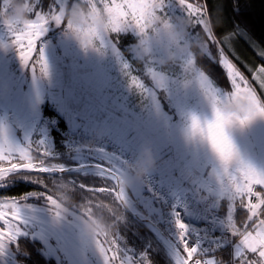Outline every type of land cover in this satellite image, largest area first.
Wrapping results in <instances>:
<instances>
[{"label": "snow or ice", "instance_id": "6c2138e0", "mask_svg": "<svg viewBox=\"0 0 264 264\" xmlns=\"http://www.w3.org/2000/svg\"><path fill=\"white\" fill-rule=\"evenodd\" d=\"M189 20L200 25L207 33V39L215 41L213 26L210 19H205L206 5H197L188 0H179ZM12 0H4V22L13 36L20 59L24 65L31 66L36 73V64L40 65L41 76L49 73L48 62L40 47L42 37L51 23L65 26L81 41L85 48L95 46L103 33L116 34L125 29L134 28L145 37L142 40V51L139 55L149 53L151 40L166 47L171 59L184 58V70L196 80L211 105L210 116H200L193 113L189 118L187 136L203 144L211 155L219 162V169L214 170L226 193L235 203L246 210L247 221L242 225L230 223L233 236L238 237L239 247L236 264H264V171L258 170L251 163L246 162L240 155L229 130L235 126L245 127L257 117H264V100L257 94V90L249 82L248 77L225 54L221 48L220 63L227 73L231 90H219L208 75L198 71L196 65L197 52L190 44L185 43L184 31L176 26L166 11L167 0H60L51 11L45 13L34 9L30 0H26L25 7L29 10V19L24 24L12 19H6ZM83 5V6H82ZM79 15L83 21L80 25H73L70 16ZM105 23H99L101 17ZM199 48L207 51L206 42L199 44ZM35 54V59H33ZM32 61L30 64L29 62ZM129 75L130 66L123 65ZM151 79L159 86L164 87L165 77L155 68L148 69ZM264 89V66L258 68L253 77ZM132 83L148 94L151 107L157 116L164 114L161 100L156 92L139 81L137 76H131ZM246 95L248 100L247 114L243 118L233 117L221 111L219 105L232 96ZM166 101V100H165ZM148 105L146 106V108ZM92 141L111 136L103 125H97L92 130ZM123 139V137H121ZM126 155L107 150L104 146L88 147L99 157L94 158L92 167L96 175L101 178L100 185H80L86 192L103 195L113 203L122 206L129 204V193L126 189L145 182L156 170L153 166L158 160V153L154 141L142 133H137L131 141H124ZM35 145V147H33ZM41 149H43L41 151ZM35 153V155H34ZM53 153L44 140L33 142L28 140L26 145L12 142L6 129L0 127V186L13 173L29 172L35 174L63 173L64 165L53 162ZM84 167V165H81ZM147 169V175L141 179L139 172ZM36 182L42 183L40 179ZM68 184H60L61 189ZM32 195H40L33 193ZM56 223L69 222L79 229L80 239L86 242L91 238L104 259V264H135V258L125 255L121 250L117 225L124 219V214L118 213L116 208L109 204H96L94 207L110 214L112 223L106 225L103 218H93L92 208H86L84 215H77L75 221H67L69 208L62 203L63 198H54L45 194ZM92 201L89 200V204ZM177 215H179L177 213ZM25 221L21 215V208L15 197L0 199V250L6 245L16 242L20 236L26 235L22 225ZM180 230V240L183 242L184 257L179 264H216L212 258L202 259L198 256V246H190L186 239L188 226L177 219ZM106 228L113 229L112 236ZM89 233H92L89 235ZM103 237L101 240L99 237ZM107 245V247H105ZM251 254V256L249 255ZM256 257L255 259L251 258Z\"/></svg>", "mask_w": 264, "mask_h": 264}, {"label": "rangeland", "instance_id": "374dc122", "mask_svg": "<svg viewBox=\"0 0 264 264\" xmlns=\"http://www.w3.org/2000/svg\"><path fill=\"white\" fill-rule=\"evenodd\" d=\"M166 11L173 23L184 31L186 44L206 42L207 51H203L212 55L209 43L201 34V30H205L189 20L179 0H167ZM58 28V33L53 31L42 46L48 62L47 76H41L39 64H36L34 74L31 66L26 67L23 62L13 63L9 54L17 55L18 50L14 52L15 43H0V127L6 129L12 142L26 145L29 139L34 140L35 132L39 130L42 140L53 152L51 140L41 127V119L48 114L61 118L63 123L68 122V127L84 126L91 131L97 125L105 126L109 134L113 133L110 141L120 149V153L112 147L107 150L121 155L127 154L124 141L130 142L139 132L154 141L158 153L154 167L175 190H201L217 200L231 199L214 172L219 169V162L203 144L188 139L190 116L193 113L210 116L211 105L199 83L185 72L183 57L171 59L167 48L154 39L151 40L150 52L139 55L145 37L134 28L119 32L137 37L128 55L119 49L111 33H103L95 46L85 48L65 26ZM241 37L226 35L223 38V54L248 77L264 100V89L253 78L261 65L254 64L249 58L252 52L255 59L264 58V50L255 40L247 43L245 48ZM136 60L143 63L141 67L134 64ZM124 64L130 66L129 75ZM195 66L201 71L197 64ZM149 68H155L165 77L162 89L151 79ZM131 76H137L146 87L156 92L164 107L163 115L155 114L148 94L132 83ZM211 81L219 90L227 91ZM45 107L55 113L47 114L43 111ZM229 134L241 157L264 171V117H257L245 127L235 126ZM85 152L99 157L98 153L83 147L73 155V159L83 164L87 160ZM129 191L149 217L162 223L167 212L146 195L143 183L130 187ZM81 245L93 251L92 264H104L90 237L86 242L81 241ZM238 247L237 242L236 254ZM84 260L87 264V256ZM113 264H119V261H113Z\"/></svg>", "mask_w": 264, "mask_h": 264}, {"label": "trees", "instance_id": "16d2710c", "mask_svg": "<svg viewBox=\"0 0 264 264\" xmlns=\"http://www.w3.org/2000/svg\"><path fill=\"white\" fill-rule=\"evenodd\" d=\"M188 2L197 5H206V13L208 15V19L212 21L213 35L216 38L215 41L208 40L207 33L201 30L204 40L209 43L208 46L212 55H209L200 49L197 43H192L191 47L197 52L195 58L196 64L201 71L205 72L216 84L226 90H231L226 70L220 63L223 38L226 35H240L242 36L241 38L244 39L243 43L245 44V48L248 46L247 43H251V41L255 40L264 50V0H188ZM55 4L56 0H47L48 10L51 11V7L55 6ZM62 26L63 25L60 27ZM113 38L119 49L124 52L125 55L129 54L130 46L137 41V37L131 33L113 34ZM250 54L249 58L254 64L264 66V58L255 59L256 56L254 52ZM134 64L141 67L143 63L136 60L134 61ZM250 74L252 73L250 72ZM141 76L143 77V75ZM43 111L51 114L55 113L54 110L48 107H45ZM65 124H68V122H65ZM51 144L53 145L54 151L63 148L59 147V145L54 141H51ZM62 150L68 151L65 148ZM79 152L80 149L73 150L70 151V155L65 154L62 157H59L60 159L69 162V164L62 162L58 163L64 166L72 164L75 165L77 161L74 159L71 161L69 156L78 154ZM84 155H86L87 159H91L92 161L94 158H98V156L92 154L91 152H85ZM58 176H61L64 179L65 184L74 183L78 185L79 188L76 192L79 196H73V199L86 201L91 200L93 207L96 204H109L118 210L117 214H124V219L117 225L118 237L121 247L127 249L126 255H131L135 258V264H176L164 247L163 243L143 222L135 219L125 208L123 209L122 206L113 203L110 199L105 198L103 195L91 194L80 188L81 184L89 186L100 185L101 178L96 175V171H80ZM70 177L75 178L70 180ZM54 182L58 181L54 180ZM94 211V218L102 217L106 225H110L112 223L110 214L106 209L101 211L100 209L94 207ZM220 211L227 215L230 213L239 225H242L247 221L246 210H244L239 203L236 204L232 199H221ZM157 224L164 232H166L164 224L160 222H157ZM106 230L109 233V238H111L113 229L106 228ZM238 239L236 243L238 242ZM175 245L181 252L183 251L176 243ZM210 255H216V260L219 264H236V257L238 256V253L236 254L234 245L216 250ZM249 255L251 256V254ZM251 258L255 259L256 257L252 256Z\"/></svg>", "mask_w": 264, "mask_h": 264}, {"label": "flooded vegetation", "instance_id": "af4514ba", "mask_svg": "<svg viewBox=\"0 0 264 264\" xmlns=\"http://www.w3.org/2000/svg\"><path fill=\"white\" fill-rule=\"evenodd\" d=\"M30 2L34 9L45 13L49 12L47 0H30ZM59 2L60 0H56V4ZM73 2L74 0H72ZM10 11L11 9H9ZM3 12L4 0H0V43H14L12 33L4 22ZM58 27L55 23H51L48 26V30L40 42L41 48L44 46L43 42L47 40L48 36L52 35L53 31H55V34L58 33ZM14 50V52L18 50L16 45H14ZM9 56L13 63L22 62L19 53L16 56H13V53H11ZM33 59H35V54ZM29 63L31 64L32 61ZM39 140H42V136L40 131L37 130L33 142ZM63 151L62 149H57L52 152L53 162L69 164L66 160L59 158L65 154L70 155V151ZM69 158L73 161V155L69 156ZM92 162L91 159H87L83 164ZM75 165H80V163L77 162ZM75 165L72 164L71 166ZM64 174L51 175L18 172L11 174L3 182V185L0 186V199L3 197L17 198V203L21 208L22 218L25 221L22 227L27 233L26 235L20 236L16 242L11 245H6L4 249L0 250V264H86L84 260L85 256H87V264H92L93 251L89 247L85 248L81 245L79 229L69 222L56 223L52 215L51 205L48 203L45 195L51 194L54 198H63L62 203L69 208L67 221H75V217L77 215H84L88 207L92 208L94 218L95 211L92 203L89 204V201L86 200L73 199V196H79L76 192L79 188L78 185L67 183L68 186L66 188L61 189L59 187L60 184H65V182L58 175ZM37 178L43 182H36ZM74 178L70 177L69 179ZM54 180L58 182H54ZM33 193H39L40 195H32ZM151 219L157 223L155 219ZM100 239L103 240V237L101 236ZM121 250L125 254L127 253L126 248L121 247Z\"/></svg>", "mask_w": 264, "mask_h": 264}, {"label": "built area", "instance_id": "2783aa9c", "mask_svg": "<svg viewBox=\"0 0 264 264\" xmlns=\"http://www.w3.org/2000/svg\"><path fill=\"white\" fill-rule=\"evenodd\" d=\"M41 127L46 130V132L43 130L46 137L68 151L87 146H104L112 147L117 153H120V149H117L114 142L110 141L112 134L109 137L92 141V132L86 127L78 125L68 127L61 118L55 115L44 116L41 119ZM143 185L146 195L157 202L161 210L167 212L161 222L164 224L168 236L182 250L183 242L180 240L177 219L182 220L188 226L186 239L190 246H198V256L202 259L212 258L216 264H219L216 255L210 254L235 245L238 237L233 236L230 223L236 221L230 213L227 215L220 211V200L214 196L201 190H175L157 170L145 180ZM237 225L239 226L238 223ZM182 252L185 255L184 251Z\"/></svg>", "mask_w": 264, "mask_h": 264}, {"label": "clouds", "instance_id": "9594fccd", "mask_svg": "<svg viewBox=\"0 0 264 264\" xmlns=\"http://www.w3.org/2000/svg\"><path fill=\"white\" fill-rule=\"evenodd\" d=\"M26 0H12L11 11L8 12L6 19H12L18 21L21 25L28 21L29 19V10L25 7ZM70 20L73 25H80L83 23L81 17L70 16ZM99 23L102 25L105 23V18L102 16ZM248 100L246 95L241 94L239 96H232L230 99L226 100L224 103L219 105L221 111L225 114L243 118L247 114ZM155 161L153 160V166ZM148 170L142 169L139 172V177L143 179L147 175ZM92 233H89L91 235Z\"/></svg>", "mask_w": 264, "mask_h": 264}, {"label": "water", "instance_id": "95a60500", "mask_svg": "<svg viewBox=\"0 0 264 264\" xmlns=\"http://www.w3.org/2000/svg\"><path fill=\"white\" fill-rule=\"evenodd\" d=\"M81 165H84V167H81ZM66 171L63 173H46V174H64L68 172H75V171H82V170H93L96 171L92 167V163H85L75 166H65ZM129 193V204L125 206V209L133 215V217L137 220H140L143 222L150 231L163 243L164 247L168 251V253L171 255L173 260L176 262V264H179V260L184 257L180 249L175 245V243L167 236V234L162 230V228L151 219L138 205L135 198L132 197L129 189H126Z\"/></svg>", "mask_w": 264, "mask_h": 264}, {"label": "crops", "instance_id": "0c3cea01", "mask_svg": "<svg viewBox=\"0 0 264 264\" xmlns=\"http://www.w3.org/2000/svg\"><path fill=\"white\" fill-rule=\"evenodd\" d=\"M236 244V243H235Z\"/></svg>", "mask_w": 264, "mask_h": 264}]
</instances>
